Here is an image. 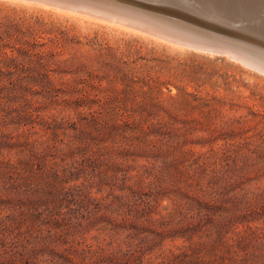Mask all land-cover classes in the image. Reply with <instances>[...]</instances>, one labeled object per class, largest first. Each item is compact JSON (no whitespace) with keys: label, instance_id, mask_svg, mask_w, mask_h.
Segmentation results:
<instances>
[{"label":"rangeland","instance_id":"374dc122","mask_svg":"<svg viewBox=\"0 0 264 264\" xmlns=\"http://www.w3.org/2000/svg\"><path fill=\"white\" fill-rule=\"evenodd\" d=\"M96 1L207 38L222 28L153 0ZM48 3L0 0V140L11 146L0 161H26L34 186L58 174L43 190H0V220L39 207L42 232L51 233L29 249L52 248L66 264H162L180 255L182 264H264V73ZM253 32L264 40L261 26ZM256 48L251 55L264 60ZM126 85L137 106L150 92L159 121L178 118L179 135L147 137L146 115L121 105ZM68 224L80 233L58 243ZM14 262L24 263L0 255V264Z\"/></svg>","mask_w":264,"mask_h":264},{"label":"trees","instance_id":"16d2710c","mask_svg":"<svg viewBox=\"0 0 264 264\" xmlns=\"http://www.w3.org/2000/svg\"><path fill=\"white\" fill-rule=\"evenodd\" d=\"M121 93L124 95L123 102L121 103V105L123 104L125 105V108H128V104H131V111H133L134 114H136V112H141L142 115H146L143 116L144 119L150 121V123L148 124V130L145 131V133L148 134L147 137L153 134L154 136L159 137L160 139H164L167 137H174L179 135L178 130L173 128V126H175V123H178V118L173 116L172 113H169V115L173 120L166 122L161 120L159 121L157 119L158 113L160 110H162V108L159 103H154L151 101L152 99L150 92L145 91L140 94L142 98L140 106H137L135 104L136 94L133 92L130 85H126V88ZM88 100H90L89 102H92L90 98ZM118 102L120 101L118 100ZM81 104H84V102H81ZM79 106L81 105L79 104ZM112 108L113 106L111 105L108 107H104L106 116L105 119L108 121L112 117L111 112L114 111ZM5 146L9 145H7L5 141L3 142L2 140H0V150L4 149ZM40 156L41 155L35 156L36 158H38V161H44L46 159L45 156ZM24 165L26 167L29 166V164L23 160H20L17 164L0 161V190H7V188L9 187H11L12 190L17 192H33L32 190H43V187L45 185L51 183L52 175L55 174V177L58 175L53 170L52 175L47 174L44 179L39 180V182H41L39 185L34 186L32 185V183L27 181L28 169L24 168ZM115 198H117V201L119 202L118 196H115ZM120 204L123 205L124 203L120 201ZM34 208L28 207V209L25 210V208L21 206L19 209H17L15 213L4 215V217L0 220V232L4 236V242L0 241L4 244V246H2V251H0V255H5L8 257H17L19 258V260L24 261L23 264H37L36 261L40 262V264H66V262H61L66 258V256H63L62 253H59L56 250H53L52 248H44V250L36 251V254L33 253L32 249H29L31 239H33L34 237L36 238L39 235L46 236L51 233V230H47V232L45 233L42 232L40 225L41 222L37 220V213L39 211V207ZM24 223H26L27 226L25 228V231L23 230ZM56 225L60 226L61 223H57ZM73 227L68 224L65 230V234L63 233L58 235V243H67L66 239L70 235L80 233L77 228L73 229ZM112 229L113 228L111 227L110 230ZM113 231H115V234L118 233L117 230ZM8 242L9 244H11V246L8 245ZM83 254L84 256H88L85 252H83ZM182 257L183 256L181 255L173 258L165 257L162 261V264H182ZM98 262L103 264H111V262H107L105 260H98ZM14 264H16V262H14ZM197 264H211V262L202 259L198 261Z\"/></svg>","mask_w":264,"mask_h":264},{"label":"bare ground","instance_id":"6f19581e","mask_svg":"<svg viewBox=\"0 0 264 264\" xmlns=\"http://www.w3.org/2000/svg\"><path fill=\"white\" fill-rule=\"evenodd\" d=\"M69 1H71V3H69ZM187 1H190V2H192L196 5H199L201 7L204 6V8L207 10V12L204 15L208 16L211 19H212V17H214L213 20H216L215 18L223 19V16L230 15V18L233 19L234 21H240V24H237V25H239L242 28L243 27L244 28H250L252 31H255V30L259 31L260 26H261L262 29H264V25H261L264 23L253 22L250 20V19L259 20L260 17H262V18L264 17V0H187ZM47 2H49L48 5H50V6H52V5L53 6H59L61 8V9L59 8V10H62V11L65 10L67 12L69 11V13L72 12L73 14L75 13V15H77V16H80V17L82 16L80 18L81 20L82 19L85 20L86 18H88L91 21L92 20L93 21H99L102 24H103V22H107V24L109 26L113 25V27H115L119 30H124L126 32H128V31L132 32L131 30L135 29L134 31L139 30V32L141 31V32H144V34H148V35L155 36V37H158L160 35L159 33H162V29L156 28V25L153 24V22H150L145 17L143 18V16H141L140 14H135L133 12L135 14V15H133L132 12L131 11L129 12L128 10L118 9L117 7L111 8L113 5L110 6V4L109 5H103L104 6L103 7L96 0H47ZM118 7H121V6H118ZM134 7H136V6H134ZM101 8H104V9H101ZM66 9H69V10H66ZM70 9H74L75 12H74V10L70 11ZM140 10H138V11L140 12ZM77 11L80 13H78ZM81 12H84L86 15H82ZM214 13H216V14H214ZM240 13H243L244 14L243 16L244 17L246 16V17L242 18ZM151 16L153 17L152 14H151ZM151 16H149V17H151ZM83 17H86V18H83ZM159 19L161 22L162 21L161 18H159ZM157 21L159 22V20H157ZM167 22L168 21H166V23ZM235 26H233V27H235ZM113 27H112V29H113ZM236 27H238V26H236ZM158 30H160L159 33L157 32ZM177 30H179V29H177ZM160 36H159V38L164 39L163 36L162 37H160ZM259 37H260V35H259ZM175 47H176V45H175ZM252 51H254L253 54L254 53H255V55L257 54L255 50H251V52ZM249 58L251 59V57H249Z\"/></svg>","mask_w":264,"mask_h":264},{"label":"water","instance_id":"95a60500","mask_svg":"<svg viewBox=\"0 0 264 264\" xmlns=\"http://www.w3.org/2000/svg\"><path fill=\"white\" fill-rule=\"evenodd\" d=\"M153 1H155V3H159L160 5L169 6L178 10L180 9L183 14L185 13L189 15H200L206 20H212L216 23L217 26L222 27L218 33V35L220 36H211L207 38L189 34L186 32H181L173 28L168 29V27L166 28L165 25L155 21V19L152 20L148 18L150 22H153V24L156 25V28L162 29V33H159L160 30H158L157 32L161 36H163V38L180 45L193 47L203 51H209L218 55H225L234 60L238 59L237 61H240L243 64L264 73V60L260 59V55L254 57L251 56L252 58H255L256 61L249 58L252 53V49L258 51L257 49L260 50V48H256L257 46L264 47V40L260 41V37L254 34V32L250 28L236 27L235 24L239 23L231 19L230 15L223 16V19L215 18L216 20H213L214 17H212L211 19L208 16L204 15L207 12L204 6L201 7L187 0ZM233 26H235L236 28ZM233 41H236V44H234Z\"/></svg>","mask_w":264,"mask_h":264}]
</instances>
